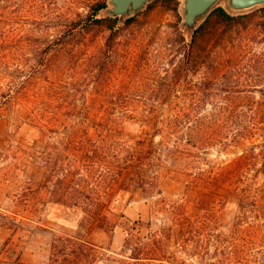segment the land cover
I'll list each match as a JSON object with an SVG mask.
<instances>
[{"label": "rangeland", "instance_id": "1", "mask_svg": "<svg viewBox=\"0 0 264 264\" xmlns=\"http://www.w3.org/2000/svg\"><path fill=\"white\" fill-rule=\"evenodd\" d=\"M222 1L230 9L227 0ZM103 3L107 8L99 17H108L110 0H0L2 261L52 264L55 238L80 232L85 215L81 208L54 202L57 171L61 174V166L71 163L55 160L58 149L67 145V129L41 130L31 117L35 102L64 114L91 108L105 116L106 129L117 131L114 140L129 147L142 134L141 122L132 116L168 115L182 109L186 99L210 97L223 110L257 116L258 135L247 145L253 153L264 149V5L243 12L230 9L251 12L246 25L223 43L213 40L197 71L186 73L179 70L195 30L182 27L183 0H152L129 15L137 22L120 35L111 54L104 51L109 35L104 28L81 43L76 35L61 38L72 22L84 20ZM104 63L98 72L97 66ZM167 75L171 79H165ZM236 99L234 106L225 105ZM214 109L211 104L202 107ZM241 154L237 148H211L199 152L200 165L217 171ZM49 155L53 160H46ZM252 162L256 166L245 172L243 206L236 194L217 207L178 210L155 205L159 197L180 201L186 195V176L171 173L164 160L154 196L140 189L106 190L114 226L91 231L89 240L100 251L95 264H264V172L258 171L263 160ZM180 216L202 227L190 236L188 247L183 222L174 221ZM210 232L219 237L209 238Z\"/></svg>", "mask_w": 264, "mask_h": 264}, {"label": "trees", "instance_id": "2", "mask_svg": "<svg viewBox=\"0 0 264 264\" xmlns=\"http://www.w3.org/2000/svg\"><path fill=\"white\" fill-rule=\"evenodd\" d=\"M225 4L222 1L215 6L192 33V39L183 55L184 64L182 63L180 72L197 71L204 57L208 55L213 40L223 43L227 36H232L246 25L245 18L251 12L236 14ZM106 8L107 3H103L98 6V11L84 20L72 22L69 32L61 38L76 35L80 37L81 43L98 29L104 28L109 32L104 51L111 54L120 35L134 25L137 19L135 15L125 18L99 17L100 12ZM105 66L106 63L98 65L97 71H103ZM165 79H171L170 75ZM211 83L209 81L204 85L209 88ZM237 100L225 105L232 107ZM209 104L215 109L203 111L202 107ZM38 105L35 102L37 108L31 117L41 130L52 133L59 132L62 128L67 129V145L62 151L58 149L55 160L69 159L71 163L68 167L61 166V174L57 171V181L53 185L54 202L81 208L85 213L79 222L80 232L55 238L52 264H95L100 251L98 245L89 240L91 231L96 226L104 231L114 226L108 215V202L104 193L110 188L118 187L133 191L140 189L143 194L154 196L158 190L159 172L164 168L161 164L163 160L169 163L171 173L186 176V195L180 201L159 197L153 203L178 210L192 205L222 206L233 194L237 195L240 206H243L245 172L250 171L251 166H256L252 161L262 159V168L258 171L264 172V149L261 153H253V148L247 145V141L258 135L255 128L258 117L223 110L219 101H213L210 97L186 99L182 109L168 115L151 113L132 116L131 118L141 122L142 134L129 147L114 140L117 131L113 128L106 129L105 116L95 113L91 108H87L85 113L75 112L74 109L64 114L61 111L51 112ZM215 147L222 151L237 148L242 154L231 165L222 166L217 171L213 167L203 170L199 152ZM46 158L50 161L54 157L49 155ZM183 219L180 216L174 221L183 222L182 234H188L185 243V247H188L190 236L200 233L202 227L190 219H186L187 222ZM211 232L209 238L219 237L213 236ZM126 240L128 245H132V234Z\"/></svg>", "mask_w": 264, "mask_h": 264}, {"label": "water", "instance_id": "3", "mask_svg": "<svg viewBox=\"0 0 264 264\" xmlns=\"http://www.w3.org/2000/svg\"><path fill=\"white\" fill-rule=\"evenodd\" d=\"M152 0H110L111 9L108 17H126L142 11ZM222 0H183L182 12L184 22L182 27L194 31L198 22L217 6ZM230 9L235 12L252 10L264 5V0H227Z\"/></svg>", "mask_w": 264, "mask_h": 264}, {"label": "crops", "instance_id": "4", "mask_svg": "<svg viewBox=\"0 0 264 264\" xmlns=\"http://www.w3.org/2000/svg\"><path fill=\"white\" fill-rule=\"evenodd\" d=\"M21 260H18V261L16 260L15 262H10V261H2L0 258V264H22Z\"/></svg>", "mask_w": 264, "mask_h": 264}]
</instances>
